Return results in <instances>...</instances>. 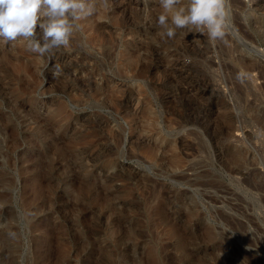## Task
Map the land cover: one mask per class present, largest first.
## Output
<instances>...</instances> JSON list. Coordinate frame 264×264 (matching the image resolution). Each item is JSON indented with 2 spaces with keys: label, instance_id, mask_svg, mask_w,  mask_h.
<instances>
[{
  "label": "rangeland",
  "instance_id": "rangeland-1",
  "mask_svg": "<svg viewBox=\"0 0 264 264\" xmlns=\"http://www.w3.org/2000/svg\"><path fill=\"white\" fill-rule=\"evenodd\" d=\"M234 1L214 42L159 0L0 41V264H264V0Z\"/></svg>",
  "mask_w": 264,
  "mask_h": 264
},
{
  "label": "clouds",
  "instance_id": "clouds-1",
  "mask_svg": "<svg viewBox=\"0 0 264 264\" xmlns=\"http://www.w3.org/2000/svg\"><path fill=\"white\" fill-rule=\"evenodd\" d=\"M159 6L161 37L187 28L214 42L232 29L230 0H159ZM96 11L97 0H0V41L23 40L27 51L43 57L69 47L80 22Z\"/></svg>",
  "mask_w": 264,
  "mask_h": 264
},
{
  "label": "bare ground",
  "instance_id": "bare-ground-1",
  "mask_svg": "<svg viewBox=\"0 0 264 264\" xmlns=\"http://www.w3.org/2000/svg\"><path fill=\"white\" fill-rule=\"evenodd\" d=\"M251 1H252V3L257 4V5H259V6H260V4H262V0H251ZM234 3H235V6H236V4H237L238 6L242 7V6H241V3H239V0H237V1L235 0ZM257 5H256V6H257ZM232 6H233V5H232ZM238 6H237V7H238ZM240 7H239V8H240ZM258 24H259V23H258ZM259 27H261V29L264 30V23H260V24H259ZM263 33H264V32H263Z\"/></svg>",
  "mask_w": 264,
  "mask_h": 264
}]
</instances>
